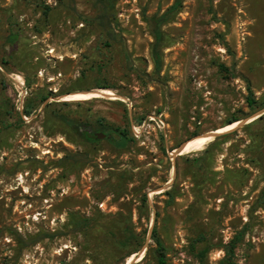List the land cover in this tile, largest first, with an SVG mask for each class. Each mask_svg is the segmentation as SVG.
Here are the masks:
<instances>
[{
    "label": "rangeland",
    "instance_id": "374dc122",
    "mask_svg": "<svg viewBox=\"0 0 264 264\" xmlns=\"http://www.w3.org/2000/svg\"><path fill=\"white\" fill-rule=\"evenodd\" d=\"M174 2L0 0V264H160L153 229L165 264H264V113L172 153L264 108V0H182L156 73Z\"/></svg>",
    "mask_w": 264,
    "mask_h": 264
},
{
    "label": "trees",
    "instance_id": "16d2710c",
    "mask_svg": "<svg viewBox=\"0 0 264 264\" xmlns=\"http://www.w3.org/2000/svg\"><path fill=\"white\" fill-rule=\"evenodd\" d=\"M181 3H182V0H175V2L168 8L167 11H165L159 16H152L149 20L151 22L150 25H151L152 34L154 37V41L151 47V55H152V59L154 63V71L156 73L159 72V70L161 69V48L165 40V35H164V32L161 30V26L169 20L170 13L177 10L181 6ZM256 102L257 101L255 99L251 97L248 98V103L250 105H253ZM25 112H28L27 108L25 109ZM7 120H8V116H7ZM236 120H238V118L235 115H233L227 120L226 123L228 124ZM66 121L73 128V130L80 136L81 139L87 140V141L88 140L93 141L96 139V138H89L88 131L86 129H81L77 123H73L71 120L69 121L66 120ZM110 127L111 126H108L107 124L99 121V125L97 129H99L103 133H106V131H108ZM115 130L119 131L120 129L116 127ZM119 132L121 135L120 139L122 140L123 143L127 139H129L126 132H121V131ZM72 157H74V155H72ZM204 158L206 157L204 156ZM244 172L246 174V170ZM166 193L171 195V191L167 190ZM242 234H243V231H240L234 238H232L226 245L223 246L225 250L224 259H228V257L231 256V254L233 253V248L237 240L241 238ZM112 236L114 235L112 234ZM39 239L40 238L37 239L36 237L35 239H33V241H37ZM152 239H154L156 243V248L154 249V255L157 259V262L160 264H165L166 255L164 251V246L157 232L155 231V229H153L152 231ZM116 242H118V244L122 246L127 245V244H134V247L129 254H131L132 252L138 251L142 244V241L140 240V236L135 231L127 230L125 227H122V231L120 232V236L116 238Z\"/></svg>",
    "mask_w": 264,
    "mask_h": 264
},
{
    "label": "bare ground",
    "instance_id": "6f19581e",
    "mask_svg": "<svg viewBox=\"0 0 264 264\" xmlns=\"http://www.w3.org/2000/svg\"><path fill=\"white\" fill-rule=\"evenodd\" d=\"M70 96H77L78 98H87V97L92 98V97H97V96H106V97L114 96V97H117L115 95V93H113L111 91H107V90L102 89V88L97 89V90L79 91L77 93L70 94L69 97ZM233 124H234L233 126H235L237 124V121L234 122ZM231 128H232L231 126H230V128H222L218 132L226 131V130H229ZM209 138H210V135H203V136H198V137L192 138L184 144V146L180 149L179 153L183 154L184 152L191 150V149L203 144ZM131 259L132 258H128L124 264H128Z\"/></svg>",
    "mask_w": 264,
    "mask_h": 264
},
{
    "label": "water",
    "instance_id": "95a60500",
    "mask_svg": "<svg viewBox=\"0 0 264 264\" xmlns=\"http://www.w3.org/2000/svg\"><path fill=\"white\" fill-rule=\"evenodd\" d=\"M263 113H264V108H263L262 110H260L258 113H256L254 116H252L251 118H246V119L236 120V121H237V124H236L234 127H232L231 129H229V130L222 131V132L211 131L212 133L210 134V136H211L212 138H216V137L220 136V135L223 134V133L231 132L232 130H234V129L237 128L238 126H241V125H243L244 123H247V122H249L250 120L259 117V116H260L261 114H263ZM230 123H232V122H230ZM230 123H228V124H230ZM103 136H105L104 133H98V135H97V137H99V138H100V137H103ZM187 141H188V140L184 141V142H183L178 148L174 149V150L172 151V153H174V154H179L180 149L184 146V144H185ZM143 250H144V248H143ZM143 250H141V252H142ZM128 264H129V263H128Z\"/></svg>",
    "mask_w": 264,
    "mask_h": 264
},
{
    "label": "built area",
    "instance_id": "2783aa9c",
    "mask_svg": "<svg viewBox=\"0 0 264 264\" xmlns=\"http://www.w3.org/2000/svg\"><path fill=\"white\" fill-rule=\"evenodd\" d=\"M160 123L162 124V121L160 120ZM161 126V125H160ZM134 132H137L136 129H134Z\"/></svg>",
    "mask_w": 264,
    "mask_h": 264
}]
</instances>
